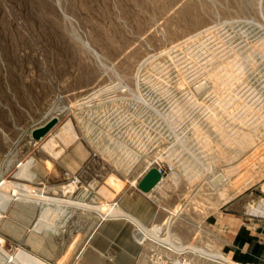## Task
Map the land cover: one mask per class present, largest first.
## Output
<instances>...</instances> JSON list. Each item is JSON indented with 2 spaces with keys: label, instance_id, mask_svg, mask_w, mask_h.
Wrapping results in <instances>:
<instances>
[{
  "label": "rangeland",
  "instance_id": "1",
  "mask_svg": "<svg viewBox=\"0 0 264 264\" xmlns=\"http://www.w3.org/2000/svg\"><path fill=\"white\" fill-rule=\"evenodd\" d=\"M1 181L0 264L78 247L84 215L108 208L157 213L154 237L198 250L145 237L152 261L246 264L238 231L264 210V0H0Z\"/></svg>",
  "mask_w": 264,
  "mask_h": 264
},
{
  "label": "crops",
  "instance_id": "2",
  "mask_svg": "<svg viewBox=\"0 0 264 264\" xmlns=\"http://www.w3.org/2000/svg\"><path fill=\"white\" fill-rule=\"evenodd\" d=\"M100 215H84L83 219L95 221L85 229L84 239L78 247L61 251L29 250L30 254L22 253L19 264H162L148 259L150 249L142 242L146 238H137L164 233L161 228L155 232L153 228L149 229L157 213L126 212V215H119L121 217ZM237 249L244 263L264 264V213L254 215L252 223L242 232L238 231Z\"/></svg>",
  "mask_w": 264,
  "mask_h": 264
},
{
  "label": "water",
  "instance_id": "3",
  "mask_svg": "<svg viewBox=\"0 0 264 264\" xmlns=\"http://www.w3.org/2000/svg\"><path fill=\"white\" fill-rule=\"evenodd\" d=\"M57 123H58L57 118L51 119L44 126L35 129L32 132V138L35 141H40L46 135H48V133L56 126ZM162 178H163V175L161 171L158 168L153 167L141 179V181L139 182L138 188L142 193L148 194L152 192L161 183Z\"/></svg>",
  "mask_w": 264,
  "mask_h": 264
},
{
  "label": "bare ground",
  "instance_id": "4",
  "mask_svg": "<svg viewBox=\"0 0 264 264\" xmlns=\"http://www.w3.org/2000/svg\"><path fill=\"white\" fill-rule=\"evenodd\" d=\"M162 180H163V178H162ZM162 182V181H161ZM4 185V182L3 181H1L0 182V192L2 191L1 189L4 187L3 186ZM160 185V184H159ZM18 193V191H15V190H13L12 191V194L13 195H16ZM18 194H20V193H18ZM21 196V195H20ZM6 198V197H5ZM8 198H9V196H8ZM13 198V197H12ZM17 198V197H16ZM60 202V201H59ZM58 202V203H59ZM61 202H63V201H61ZM60 202V203H61ZM69 202V201H68ZM62 204H65V203H62ZM68 204V203H67ZM66 205V204H65ZM64 205V206H65ZM77 206H80V204L79 205H77ZM260 208V207H259ZM63 209V208H62ZM262 209V208H261ZM99 212H101V213H104V215L105 216H110L111 215V213H113V209H99ZM261 212V211H260ZM262 213H264V210H263V212ZM120 215H124L123 213H120ZM119 217H121V216H119ZM137 221V220H136ZM156 234V233H155ZM151 235V234H150ZM150 235H146L145 237H151V238H153V239H155V240H157V241H159L156 237H154V236H150ZM144 237V238H145ZM144 240V239H143ZM159 243L160 244H162V245H164V246H166V247H170L171 249H173V250H175V251H178V252H189V251H192V252H197L198 250H196V249H194V248H186V249H177V248H175V247H173V246H169V245H167L165 242H162V241H159ZM198 253V252H197ZM201 254H203L204 256H206L207 258H212V259H216V260H221L223 263H225V264H236V263H233L232 261H229V260H226V259H222V258H218V257H213V256H210L209 254H207V253H205V252H202L201 251Z\"/></svg>",
  "mask_w": 264,
  "mask_h": 264
}]
</instances>
